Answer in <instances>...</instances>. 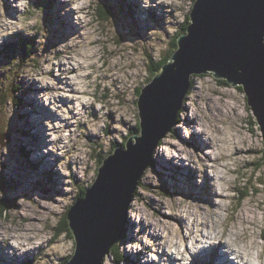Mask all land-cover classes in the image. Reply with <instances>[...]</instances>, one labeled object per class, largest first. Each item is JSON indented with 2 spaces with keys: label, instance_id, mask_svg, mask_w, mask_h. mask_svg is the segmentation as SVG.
I'll list each match as a JSON object with an SVG mask.
<instances>
[{
  "label": "rangeland",
  "instance_id": "1",
  "mask_svg": "<svg viewBox=\"0 0 264 264\" xmlns=\"http://www.w3.org/2000/svg\"><path fill=\"white\" fill-rule=\"evenodd\" d=\"M107 1L109 2V0ZM111 1L115 6H117L121 14L124 15L125 7L123 0ZM128 1L132 2L130 3V7L132 9L138 7V10H140L138 18L141 19V10L143 9H141L140 5L142 4V1L140 3L138 1L136 2V0ZM33 2H36L40 7V3L42 1L33 0ZM75 2L80 5V7H74L75 10L72 9L74 15L81 17V28L79 29V31L78 28L72 26V20L69 19V36L61 38V33H59V23H62V21L61 19H58V13H56L54 10L55 5L51 3V6L48 9L47 7H43L45 11L44 23L40 22L36 25H30L34 32V35L31 37L34 39L33 46L26 52H15L14 50L15 54L27 55L28 60L26 62H28L29 66H27L26 63H23L20 67L11 68L12 70L10 73H12L14 69L23 71L25 67H32L33 70H42L40 59L48 55L54 54L55 58L58 60L62 56L71 58L73 51L72 48L69 46L65 51L62 52L58 49V44L66 41L71 35H74L75 32L78 31L75 37L86 45V49L89 53L87 59L96 61V63L90 64L88 67L91 68L93 72L101 73L96 77V81L94 82H92L93 72H90L87 76L83 77L85 81L91 82L86 84L85 87H93L94 85V90L91 93L85 92L83 94L92 96L95 100V103L106 105L109 107V109L116 108L120 110L127 105H132L133 107H130L128 109V112L125 115L120 116L118 120H115V122L120 124L121 126H126L128 131L133 130L131 135L133 136V133L138 127L139 122L138 109L136 106V101L139 97L137 94V89L139 87H145L148 84L146 82H148L149 79H152L155 65L174 50L172 47V39L178 30L176 32H169L167 28H165V17L162 25L159 22L155 23L156 25H158L159 29H155L154 33H151V35L144 38L138 36L134 32V28L129 25L130 30L135 33L134 35H132L133 44H127V37H125L124 40L120 39L119 44L116 42V39L113 38L114 35L117 34V32L114 25L111 23V20L109 19L110 12L107 11L108 15L106 13L104 14V12H102V10H100V8L98 7L100 5L104 6L103 3L98 0H75ZM187 2L188 0H160V9H162L163 11L166 9V7L168 8V10L166 11V15L169 25H171L173 21L178 22L179 26L184 24L189 16V14L186 13ZM60 4L62 5V7L60 8L61 12L65 7H67V5L63 4L62 2ZM110 5L113 7L111 3ZM51 11H53L54 13H52ZM9 15L14 18L13 14ZM32 15H34L33 12L26 11L23 14L24 20L26 21L27 18L31 17ZM70 16L71 14L69 15V17ZM103 17L108 18L107 20H103ZM60 18H63V16L60 15ZM150 18H155V15H150ZM114 19L117 20V16L115 14ZM76 24H78V20ZM45 27L49 32V37L47 44L41 46L36 43L35 37L39 36L40 33L45 30ZM16 34L13 35H16V40L21 39L22 37L29 38L23 35V30H19ZM165 43H167V47L161 48L160 46ZM76 47L78 48L80 47V45H76ZM33 50L34 55H32ZM6 55L9 56V53H6L3 56ZM5 60V57H0V65H3ZM47 62L48 61L45 60V63ZM53 67L57 70H61L60 76H54L58 84L67 86V81L65 79H62L64 78L62 68H64L65 65L63 63H60L54 65ZM79 67L83 68V65H80ZM77 70L78 68L74 64L71 67V72L74 74ZM1 73L0 136H4L3 134L9 132L10 142L7 144V147L9 148V154L5 158V162L2 165L4 170L3 172H0V178L10 182L8 184L10 186V189L7 188V190L5 189V187L1 186L0 191L4 192L3 198L8 197V195L10 194L9 200H11L14 205L6 209L7 211L2 215V217H0V235H2L4 231L12 232L17 230L18 228L26 232L34 231L42 234L44 237L43 242L27 253L30 257H32L31 260L38 261L39 259L44 257L43 249L45 248V246L56 243L61 235H64L66 240H72L74 242L72 235L70 236L69 231L60 232L61 222L65 216L64 213H67L69 209L65 208L62 210L57 207L61 203L62 199L57 195H64L62 191V178L60 177L59 173L55 171L56 163L58 162L59 158L54 157L51 153L45 156L40 150L36 154L37 158L40 161L42 160V163L44 164L41 165L39 171L44 170L54 173L50 174L48 179L41 172H37V175L35 171H31V166L29 168L25 166L24 160L19 154V150L17 152V144L20 145L21 143L16 144V140L15 138H13L12 121L17 126H19V122L16 121L15 116L16 111L21 109L19 107L16 108V105L13 103V95L15 93V96L17 98L22 97L23 101H26L25 91H27L29 93L30 99L32 100V102H34V96L38 95L42 90L38 89L35 84L29 83L24 76L20 78H12L11 76H9L8 70H3ZM15 73L16 75H18L19 72L15 71ZM49 75H53V73ZM4 76H7V79L4 78ZM220 81L224 80L220 79ZM220 81L214 79L210 74L192 75L190 90L185 95L182 109H180L177 114V118L179 120L178 124L181 122H185L186 126H191L192 124H194L197 127H203L205 129V131L199 133L201 134L200 137H207L206 140L202 141L195 135L190 139V141L194 145H196V143L198 142V146L204 148L205 153L201 151L197 156L196 153L185 147L184 141L187 138L183 137L179 132L180 130L174 127L173 130L171 129V131L161 139V144L157 145L154 148V152L157 154H155L154 156L155 158L152 169L158 176L160 184L158 182L151 183V177H147L146 174H142L140 183L136 185V194L135 196H133V199L138 203H144V208H147L149 211L153 212L155 216L159 217V220L156 223L159 225H163V231H168L169 234H172L175 230H179L181 235H183V231L187 223L186 216L191 214L192 216H198L200 212L203 211L202 208L199 207L200 205H203L208 209V211L214 208L213 205H211L210 207V205L203 203L197 198L188 196V186L185 183V181H187V177L182 178L179 173L181 169H185V167H183V162L190 164L194 169H198V174H202V172L209 174L211 173L209 171L210 168L215 171V166L220 165V161L222 159H228V157L224 156H218L214 158L212 155V150L216 144L215 135H219L221 133L224 135L233 136L236 140L239 141L240 144L243 145V147H234L232 155L234 157H241L242 159L236 161V164L238 165L237 167L228 171V174L234 177L233 180L228 181V183L234 185V187H232L230 191L235 192L236 196H221L219 198L222 200L231 199L233 201H236L233 211L243 206L244 200L248 197H252V199H249L248 201L249 205L257 204L258 207L261 206L260 203L255 200V197H257L262 191H264V189L256 186L264 185V141L262 140V135L259 129L260 127H258L259 125L257 124L256 117L254 116L252 110L246 104V98L242 89L238 90L237 88L239 87H232L228 85L223 86L219 84ZM101 82L105 83L102 84ZM108 82H110V86H107ZM19 85L20 90H18L16 93V88ZM238 93H243V103H241L238 99ZM128 97H131V99L129 100ZM30 99L29 101L31 102ZM62 99L66 101L68 97L64 96L59 98L60 103L65 107L71 104V102L73 103V101H71L70 99H68L67 102H61ZM36 102H38L37 99ZM95 103H87L82 105V108L87 110V114L92 116L93 118L97 117V113L103 111V108L97 109L95 107ZM201 103H203V109H201ZM26 111L27 110L25 109L24 112ZM204 112H207L208 116L211 117L212 120L216 122V124L231 123L236 125V128L233 129L229 127L226 129V131L224 128L217 127L211 122L207 121V118L204 117ZM31 113L33 112H30L26 117V123H31L34 126L37 134L41 132L40 134H38V136H40L42 142H45L46 136L43 135V126L36 125V122L38 120L33 121L32 118L30 119ZM54 114L56 115V113ZM116 115L117 113L111 110L105 113V116L109 120L107 128L103 130L105 131V134L113 131H119L118 128L113 129L111 126L112 121L115 119ZM46 116L47 114H45V118ZM48 119L55 120L56 117L53 116L51 112H48V118L44 120ZM65 124L68 127H72V125L68 124L67 121L65 122ZM85 127L86 125L84 124L80 125L81 129ZM209 130L215 135L209 134ZM124 137L126 136L121 135V141L119 142V146H117V148L123 147L126 149L127 142L125 144H122ZM4 140H7L6 136L1 138L0 143H3ZM87 140L88 144L82 145L80 148H77L76 145L73 144L72 150L74 152H80L81 155L76 156L74 158V161H69V166L72 168H79L84 170L86 175L90 169L94 168L93 179H95L97 170V155L102 154V158H106L116 148L114 147L112 149L113 145L117 142H113L109 152L106 154L103 150L104 145L100 143V138L97 135L93 134L91 136H88ZM210 140L214 144V146L212 147L207 146L208 144L206 143V141L209 142ZM35 142L37 143L39 142V140L36 139ZM37 145L38 147L42 145H44V148L48 147L43 143H37ZM22 147H24L23 144H21V148ZM35 147L36 145L34 144L32 148L35 149ZM33 154L34 153L31 152L30 155L29 152L28 156L26 157L27 163L29 162V158H31ZM206 155L208 158L206 157ZM81 157H83V159ZM9 158L10 160H12V164L10 165L7 162ZM60 159L63 160L64 157H60ZM169 159H181V166L176 167L173 163L166 161ZM91 161H94L95 163L93 164L91 163ZM40 164L41 162L37 163L36 166H39ZM220 166L223 167V165ZM258 173L259 175H257ZM24 175L30 176L24 178ZM66 179H71V185H69V187H72L74 189V192H69L67 193V195L72 196L74 199L79 194L78 187H85V183L83 182V178H80L82 182H79L77 177L75 175H72L71 173L69 177H66ZM221 179H224V177H221ZM38 182L43 184L37 185ZM90 185L88 186L90 187ZM163 186L169 189L170 192L168 196H165V194H163L162 192L163 190L159 189ZM46 187L50 192H47V190L45 189ZM140 189H151L152 195L145 196L144 193L140 191ZM34 195H39L41 198L32 199ZM175 195L183 196V200L185 203L184 205L173 203L171 207L178 210L182 208L183 212L186 215H168L167 212L162 211V209L169 207L166 201H174L170 198L175 199ZM20 197H24L23 202H21ZM205 198H208V196L206 195ZM213 204L219 205L215 203V199H213ZM191 205H196L198 210L193 209ZM144 208H140L138 210L144 213ZM172 217L177 219L178 224L180 222L181 223L178 225L173 221ZM146 219L147 215L146 213H144V217L141 220V223H144ZM151 226L154 227V225L152 224ZM169 227L170 231L169 229L167 230V228ZM132 229L133 225L128 220L127 232L129 235L126 236L125 232V236L124 238H122V240H124L125 242L132 241ZM261 237L264 238V233H261ZM121 241L116 243V246H118L117 254L123 256L119 248L122 243ZM6 245L9 247L11 246L7 241L0 242V252L2 253V255L4 253H7V258L10 261H8L7 259L6 260L8 262H11V260H19V257H16L15 255L9 256L8 250L10 248L5 247V250H3L4 246ZM38 249L40 250V252L36 255L37 257L34 258L35 252ZM109 254L110 260L116 262L117 264H125L122 259L117 261L115 260L114 254ZM2 255L1 257L3 258ZM141 255L142 254H138V256L135 255L137 264H140L139 256ZM65 260H62L61 264H63Z\"/></svg>",
  "mask_w": 264,
  "mask_h": 264
},
{
  "label": "clouds",
  "instance_id": "2",
  "mask_svg": "<svg viewBox=\"0 0 264 264\" xmlns=\"http://www.w3.org/2000/svg\"><path fill=\"white\" fill-rule=\"evenodd\" d=\"M62 3L66 4L67 7L61 12V16L69 15L72 16V23H77L76 16L72 12L73 7H80L75 0H61ZM198 0H188L186 13L192 14L195 5ZM160 3V0H142L140 5L141 9L148 10L150 8L155 9ZM12 12L14 18L9 15ZM26 11L34 13L31 17L24 20L23 14ZM164 11V10H163ZM45 11L43 7H36L33 0H0V46L4 45L5 41L16 34L19 30H23V35L31 38L34 35L33 29L30 25H36L40 22L44 23ZM165 28L169 32H176L179 28V24L173 21L169 25L167 21V15L165 13ZM189 34L184 35L186 38ZM49 37V32L45 27V30L40 33L39 36L35 37L38 45H46ZM261 44L264 45V38L261 39ZM80 45V47H76ZM72 48V56H62L59 60L53 55H48L40 59V65L42 70H33L32 67H25L22 71V75L25 79L42 91L36 96L38 102H41L45 108L49 111L56 113L60 119L55 120H44L43 126L46 129V143L48 147L42 149L43 155L47 156L51 153L54 157L59 158L56 163L55 171L59 173L62 178V191L63 196L61 197V203L57 206L59 209H69L72 211L74 201L73 197L67 195L69 192H74L71 185L70 173L75 175L79 182H82L80 178H83L85 186L92 183L96 184L97 180L94 177V168L87 172L79 168H72L69 166V161H74L76 156H80V152H74L73 144L77 148L82 145H87V137L93 134L100 138V143L104 145V152L107 154L113 144L116 143L119 146L121 141V135L127 136L128 130L126 126H121L116 123L120 116L125 115L132 105H127L124 108L118 110L116 108L109 109L108 106L101 103H95V100L90 95H84L83 93H91L94 90L93 87H85L86 84L91 83L85 81L83 77L87 76L90 72H93L88 66L96 63L95 60L87 59L89 55L86 45L78 40L75 35H71L66 41L58 44L60 51H65L67 47ZM166 48L167 43L160 46ZM20 57H16L12 63H19ZM45 60L48 62L45 63ZM27 63V62H26ZM63 63L65 67L62 69L63 77L67 81V86L58 84L54 76H60L61 70L55 69L53 66L56 64ZM170 63H173L170 61ZM76 65L78 70L73 74L71 67ZM83 65V68L79 66ZM99 67V65H98ZM4 65H0V71H3ZM53 75H49V73ZM206 73H216L212 70H208ZM99 72H93L92 82L96 81V77L100 75ZM104 84L105 82H101ZM233 85V84H232ZM241 84H236L239 86ZM110 86V82L107 83ZM67 96L73 103L65 107L60 103L59 98ZM238 99L243 103V93L237 94ZM130 100L131 97H128ZM184 102L182 100L181 106ZM95 103L97 109L103 108L102 112L97 113V117L93 118L87 114V110L82 108L83 104ZM201 109H203V103H201ZM109 110L117 113L115 119L112 121V128H118L119 131H113L105 134L103 131L107 128L109 120L105 116V113ZM134 110V109H133ZM179 111V110H178ZM218 115V114H217ZM204 117L207 121L213 125L227 129L229 127L235 129L236 125L228 124H216L211 117L208 116L207 112H204ZM130 118V117H127ZM64 121L72 127L66 126ZM86 125L85 128L81 129L80 125ZM172 127L179 129L183 137H192L197 133L205 131L203 127H197L192 124L186 126L185 122L175 123ZM209 134H213L209 130ZM234 134V133H233ZM5 136H0L3 138ZM143 138V133L134 132L132 140L138 142ZM201 140H206L207 137H200ZM216 144L212 150L213 157L224 156L228 159H222L220 165L215 166L216 170L213 171L211 168L209 171L215 177V179H209V188L212 194H219L214 197L215 203L219 204L220 207L215 208L212 211H208L203 205L199 207L203 209L198 216L187 215L186 226L181 235L179 230H175L172 234L163 231V225H159L156 222L159 217L155 216L153 212L144 208V203H138L132 199L127 208V218L130 223L134 225L132 230V241L125 242L122 240L120 246V252L125 256L126 253L135 256L136 254H142L140 264H193V257L199 254L202 250L208 249L213 246H219L221 254L227 257L229 264H264V238L261 237V233H264V191L260 193L255 200L260 203V207L257 204L249 205L248 197L244 200L243 206L233 211L236 201L231 199L222 200L219 197H233L236 193L230 191L234 185L228 183L234 179L233 176L228 174L229 170L234 169L238 165L236 161L241 160V157L233 156L232 152L234 147H243L238 140H233L231 136L219 134L215 135ZM9 154V148L7 147V140L0 143V172H3L2 165L5 162V158ZM114 156V155H113ZM60 157H64L63 160ZM83 159V157H81ZM173 163L176 167L181 166V159L166 160ZM91 163H95L91 161ZM183 167L189 168L187 163L183 162ZM142 174H146L147 177H151V183H159L158 176L154 173L153 169L146 167ZM141 174V176H142ZM259 175V173L257 174ZM140 176V178H141ZM224 177V179H221ZM139 178V179H140ZM196 185L201 187L204 185L205 178L196 173ZM137 184V183H136ZM257 187L264 189V185H256ZM136 189V187H135ZM145 196L152 195L151 189H140ZM4 192L0 191V198H3ZM55 196V197H57ZM174 201H166L169 205L168 208L162 209L168 213V215H186L183 209H176L171 207L173 203L184 205L183 196L175 195ZM41 198L39 195H34L32 199ZM23 202L24 197H20ZM193 209H197L196 205H191ZM144 208V213L147 215V219L144 223L141 220L144 217V213L138 209ZM198 210V209H197ZM154 225V227H148V224ZM143 229V230H142ZM153 237H163V239H153ZM44 240L42 234L37 232H26L19 228L15 231L8 232L4 231L0 235V242L7 241L9 245L13 246L8 250L9 256L15 255L16 257L22 258L25 253L34 249L37 245H40ZM185 247L187 251H185ZM78 248L75 247L72 240H66L64 235L59 237L56 243L46 245L43 249L44 257L37 260H33V264H61L62 260H67L69 264H72L76 257ZM100 264H115L114 261L110 260V254L107 252L103 255Z\"/></svg>",
  "mask_w": 264,
  "mask_h": 264
},
{
  "label": "water",
  "instance_id": "3",
  "mask_svg": "<svg viewBox=\"0 0 264 264\" xmlns=\"http://www.w3.org/2000/svg\"><path fill=\"white\" fill-rule=\"evenodd\" d=\"M189 19L171 59L136 101L143 138L133 142L131 136L126 149L115 148L104 158L97 183L66 214L78 248L72 264H100L120 240L135 187L151 164L154 148L172 129L192 75L212 70L214 79L241 87L264 141V0H198Z\"/></svg>",
  "mask_w": 264,
  "mask_h": 264
},
{
  "label": "bare ground",
  "instance_id": "4",
  "mask_svg": "<svg viewBox=\"0 0 264 264\" xmlns=\"http://www.w3.org/2000/svg\"><path fill=\"white\" fill-rule=\"evenodd\" d=\"M142 0H138V2L140 3ZM58 2H59V4L57 3V6H58V10L62 7V5L60 4L61 3V0H58ZM109 2H110V0H109ZM153 2H155V0H153ZM64 4V3H63ZM63 7H65V6H63ZM149 11H153L154 9H152V8H150V9H148ZM149 11H147V10H145V12H142L141 13V19L139 20V19H129V21H128V24L130 25V26H132L133 28H134V32L138 35V36H140V37H148L149 35H151V33H154L155 32V29H159V27H158V25H156L155 23L156 22H159L161 25H162V20H163V18L165 17V12L164 11H162V9H160V13H159V15H158V19L157 20H155L154 18H152V23L151 24H149L148 25V22H147V13H150ZM62 12V11H61ZM61 12H60V15H61ZM9 14H12V12L10 11L9 12ZM70 15V14H69ZM69 15H65V17L63 16V18H60L61 19V21H62V27H61V38H63V37H67V36H69V19H71L72 20V17L70 16L69 17ZM73 27H75V28H79V27H76V26H74V25H72ZM64 29H65V33H64ZM78 33V31H76L75 32V34L74 35H76ZM147 42V41H146ZM18 52V51H17ZM68 54V53H67ZM170 59H171V57H170ZM167 64V63H166ZM164 66V65H163ZM63 69V68H62ZM2 71H0V73H1ZM15 72V71H14ZM2 74V73H1ZM49 74H51V73H49ZM62 79H64V78H62ZM219 81H220V79H218ZM217 80V81H218ZM220 82H222V81H220ZM29 88V87H28ZM36 96L37 95H35L34 96V98H33V103H34V105L35 106H37V110L40 112V115H41V117L40 116H38V117H35V118H32L33 119V121H35V120H38L37 122H36V125L37 126H39V125H42L43 126V122H44V119H47L48 118V112L49 111H47V109L43 106V104H41V102H36ZM30 99V97H27L26 96V99ZM69 99V98H68ZM67 99V100H68ZM31 100V99H30ZM66 100V101H67ZM31 102H32V100H31ZM70 102V101H69ZM72 103V102H71ZM28 105H32V104H28ZM31 108H32V106H30V108L28 107V110L30 109V112H31ZM52 113V112H51ZM45 114H47V116H46V118H45ZM52 115H53V113H52ZM54 116V115H53ZM223 116H224V114H223ZM218 117V116H217ZM54 118V117H53ZM56 119H60L59 117H57L56 116ZM20 121H21V118H20V120H19V118H18V122L20 123ZM66 121H64V123H65ZM42 129H43V131H44V134L43 135H45V131H46V129L44 128V126L42 127ZM31 130H32V133H33V136H35V135H37L38 136V134H40V133H36V131H35V128H34V126L31 128ZM226 130V129H225ZM171 131V130H170ZM169 131V132H170ZM227 131V130H226ZM43 135H41V136H43ZM232 137V139L233 140H236L233 136H231ZM39 138H40V136H39ZM36 140V139H35ZM203 141V140H202ZM37 143H39V144H45V145H47L48 146V144L46 143V141L45 142H37ZM36 143V144H37ZM196 145H198V142L196 143ZM211 145V144H210ZM43 147H44V145H43ZM31 158H29V160H30ZM9 160V161H8ZM7 160V162H8V164L10 165V164H12L11 162H12V160H10V158ZM42 161V160H41ZM102 163V162H101ZM41 165H44L43 163H41ZM198 165V164H197ZM166 166V165H165ZM171 166V165H170ZM200 167V166H199ZM50 169V168H49ZM49 169H47V170H49ZM184 169V168H183ZM31 171H32V169H31ZM39 172H41L47 179L49 178V175L50 174H54L53 172H51V171H44V170H42V171H39ZM203 173V172H202ZM41 184H43V183H41ZM160 190L161 189H163L162 187H160L159 188ZM212 203H213V200H212ZM208 205H210V204H208ZM210 207H211V205H210ZM213 209L212 210H214L215 208H218V207H220L219 205L218 206H216L215 207V205H213ZM53 210V209H52ZM203 210V209H202ZM212 210H210V211H212ZM192 215V214H191ZM172 219H173V221L174 222H176L177 224H178V222H177V219L176 218H174V217H172ZM182 221V220H181ZM181 223V222H180ZM179 223V224H180ZM178 224V225H179ZM133 225V224H132ZM182 225V224H181ZM148 227H150L151 226V224L149 223L148 225H147ZM170 226V225H169ZM183 226V225H182ZM126 227V228H125ZM152 227V226H151ZM180 227V226H179ZM123 228H125V232H126V236H128L129 234H128V232H127V224H126V226H125V224H124V226H123ZM133 228H134V225H133ZM169 229V231H170V227L169 228H167V230ZM133 230V229H132ZM168 232V231H167ZM169 233V232H168ZM171 234V233H170ZM154 239H162L163 237H153ZM129 241H131V240H129ZM3 250H5V246H4V248H3ZM110 250H111V248L109 249V252H110ZM215 250H220V247L219 246H216V247H214V248H212L211 250H209V253H210V257H211V261L208 263V264H229V262L227 261V257L226 256H223L222 254H220V256L218 257V255L215 253ZM185 251H187V248H186V250ZM221 251V250H220ZM140 257V256H139ZM35 258V257H34ZM136 261V260H135Z\"/></svg>",
  "mask_w": 264,
  "mask_h": 264
},
{
  "label": "trees",
  "instance_id": "5",
  "mask_svg": "<svg viewBox=\"0 0 264 264\" xmlns=\"http://www.w3.org/2000/svg\"><path fill=\"white\" fill-rule=\"evenodd\" d=\"M101 3H103L105 0H99ZM105 4V3H104ZM99 8H100V10H102V12H104V14L106 13L107 15H108V13H107V11L106 10H109L110 12H112L110 9H109V7L105 4L104 6H98ZM104 19L103 20H107V18H105V17H103ZM188 21H189V19L187 18V20L184 22V24L182 25V27L184 28V30L186 29V27H187V25H188ZM180 33V32H179ZM178 33V34H179ZM177 34V35H178ZM176 39L177 38H174L173 40H172V47H173V51L172 52H170L163 60H161L158 64H156L155 65V67H154V74L152 75V78L154 77V75L157 73V72H159L160 71V69L162 68V66L163 65H165L169 60H170V57H171V55L173 54V52L175 51V49H176ZM116 42L117 43H119L120 44V40H116ZM28 57H27V55H25V57L23 58V63L24 62H26L28 59H27ZM151 81V79H149L148 80V82H150ZM148 82H146V83H148ZM219 84H221V85H226L227 86V83L225 82V81H222V82H220ZM141 89H142V87H139L138 89H137V94L139 95L140 94V91H141ZM238 90L240 89L241 90V88L239 87V88H237ZM18 90H20V85L18 86ZM17 90V91H18ZM14 101H16V99H14ZM16 117V116H15ZM178 119V118H177ZM16 121H18V118H16ZM179 122V120L177 121V123ZM17 131H19V128H16L15 130H14V132L15 133H17ZM132 132H133V130L132 131H128V135L126 136V137H124V140H123V142H122V144H125L127 141H128V139H129V137L132 135ZM135 132H140V129H139V122H138V127L136 128V130H135ZM134 134V133H133ZM161 144V142H159L158 143V145H160ZM121 145V144H120ZM113 147H116V144H114L113 145ZM113 149V148H112ZM18 150H19V148H18V145H17V152H18ZM22 151V150H21ZM20 150H19V154H20V156L21 157H23V152H21ZM263 151H264V147H263ZM26 154V153H25ZM98 157H97V160H96V165H97V170H96V175H97V171H98V168H99V166L101 165V162H102V160H103V158H102V154H99V155H97ZM150 168H153V164H152V162H151V164H150V166H149ZM10 182H8V181H6L5 179H2V178H0V188H1V186L2 187H5V189H9L10 188V186L8 185ZM140 183V179H139V181H138V184ZM92 185V184H91ZM90 185V186H91ZM87 188H89V186H79L78 187V191H79V194L73 199V201H74V203L77 201V200H79V199H82L83 197H84V194H85V191H86V189ZM163 189V194H165V196H168V193H167V190L164 188V187H162ZM7 189V190H8ZM6 190V191H7ZM135 194H136V192H134V196H135ZM73 203V204H74ZM14 204L12 203V201L11 200H9V197H6V198H0V217H2V215L7 211L6 209H8V208H10L11 206H13ZM65 214V216H64V218L62 219V222H61V226H60V232H62V231H69V229H68V221H67V219H66V214L67 213H64ZM70 232V231H69ZM70 236H71V233H70ZM124 236H125V232L123 231V233H122V235H121V238H120V240L118 241V242H120L121 241V239L122 238H124ZM115 246H116V244H115ZM113 246L112 248H111V250H110V252L109 253H111V254H114L115 255V260H117V261H119L120 259H122L123 257L121 256V255H118L117 254V247L118 246ZM67 262V260H65L64 261V263L63 264H65Z\"/></svg>",
  "mask_w": 264,
  "mask_h": 264
}]
</instances>
